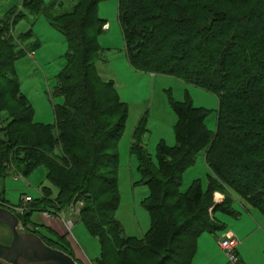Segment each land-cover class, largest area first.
Wrapping results in <instances>:
<instances>
[{
    "label": "trees",
    "instance_id": "obj_1",
    "mask_svg": "<svg viewBox=\"0 0 264 264\" xmlns=\"http://www.w3.org/2000/svg\"><path fill=\"white\" fill-rule=\"evenodd\" d=\"M103 1L79 0L78 10L64 15L78 20L58 27L69 50L66 65L57 76L56 94L63 96L65 103L54 108L55 125L34 121V109L16 83V93L29 112L24 122L31 127L53 130L56 126L72 134L88 129L85 140L66 133L59 136L64 158L50 156L54 163L39 153L40 143L27 151V142H23L28 155L17 159L35 161L24 176L45 165L47 179L57 186L59 195L54 198L49 188H43L42 197L16 206L23 209L18 218L25 227L32 223L35 212L55 211L58 216L70 204L82 202L79 220L101 246L95 264H139L137 257L144 256L148 264H192L201 234L223 230L210 213L216 192L231 190L264 216V0H118V19L131 67L140 73L176 78L219 101L217 131L213 133L206 126L209 112L195 107L188 94L184 102L170 98L177 116L176 144L158 145L157 164L141 143L143 120L136 128L131 153L138 157L142 184L149 191L142 206L149 214L150 228L142 239L126 236L115 216L120 204L117 142L126 128L128 106L114 83L96 69L99 36L107 24L98 17ZM251 4L243 15L232 14L235 8ZM221 5H230L231 10H221ZM68 29L76 31L75 35ZM76 40L78 50L72 46ZM10 58L7 54L0 67L7 68ZM76 58L82 67V81L71 84L77 77ZM83 113L85 119H78ZM203 150L211 171L208 191L204 192L201 180H195L182 192L184 174ZM5 153L2 150L0 154ZM52 164L73 172L76 184L71 189L52 176ZM215 209L231 214V198L227 196ZM41 229L42 235L31 232L40 237L56 235L48 228ZM58 237L56 245L41 238L75 259L67 235Z\"/></svg>",
    "mask_w": 264,
    "mask_h": 264
},
{
    "label": "rangeland",
    "instance_id": "obj_2",
    "mask_svg": "<svg viewBox=\"0 0 264 264\" xmlns=\"http://www.w3.org/2000/svg\"><path fill=\"white\" fill-rule=\"evenodd\" d=\"M78 3L79 0H0V63L4 64L7 54L11 56V64H7V68L0 67V140L2 142L0 153L2 150L6 152L5 156L0 154V166H2L0 167V207L9 210L13 208L17 217H21L23 209L16 206L21 201L22 206L33 203L43 196V188H49L54 198L59 195L57 186L47 179L49 174L45 165L37 167L28 177L24 176L23 172L26 169L32 165L35 166V161L32 163L17 159L18 157L26 159L28 155L24 152L26 147L29 151V148L40 143L38 144L39 153L54 163L50 156L56 160L64 158V145L59 142V136L66 133L72 138L85 140L88 133L86 127L74 134L66 128L58 130L56 126L53 130L31 127L29 123L24 122L29 112L20 95L16 93L17 83L20 85V92L34 109L36 123L55 125L54 108L65 103V98L56 94L57 76L66 65L65 56L69 50L67 39L58 27L75 23L78 20V17H64L66 14H73L77 11ZM251 6L252 4L235 8L232 14L243 15ZM192 8L197 10L195 6ZM218 8L231 10L230 5H221ZM98 17L107 22L110 29L106 31L104 27L99 36L101 50L97 56V73L106 81L114 83L121 100L128 106L126 128L117 142L120 204L115 216L123 226L126 236L142 239L150 228L149 214L142 206L149 191L147 186L142 184L138 157L131 153L136 128L143 120L145 130L141 143L151 155L153 162L157 164L158 145L161 142H165L168 146L176 144L174 126L177 116L171 107L170 98L184 102L188 94L189 100L195 107L209 112L206 126L213 133L217 131L219 101L216 96L186 85L176 78L139 73L132 68L128 61L118 19V0H104L99 5ZM68 31L75 35L76 31L69 29ZM72 46L74 50H78V41L76 40ZM6 62L8 63V60ZM80 69H82L80 60L76 58L74 73L77 77L75 75L71 84L82 81ZM262 111L264 112V105ZM82 116L77 117L85 119L84 113ZM24 141L27 142L26 147H24ZM70 154H73V151H70ZM205 154L203 150L198 155L195 165L184 174L182 192H186L195 180H201L203 189L205 191L208 189L211 171L206 163ZM222 154L223 157L228 156L227 153ZM44 158L41 160L44 161ZM55 164L51 166L52 176L65 184L66 189H71V186L76 184L73 172L55 166ZM228 195L234 210L239 214L249 216L246 210L248 209L252 214H256V220L264 226V216L259 211L249 206L235 192L230 190ZM217 196L221 198L219 194ZM28 197L32 199L29 203L25 201ZM68 197L69 195L61 197V200ZM81 206H83L82 202L78 205L72 203L61 211L59 217L54 214L55 211L35 212L33 219L43 221L45 213H53L54 217L62 222V230L66 231L65 233L76 245L75 251L71 243L67 242L75 260L79 264H95L100 257L101 246L99 240L92 237L80 222L77 210L80 211ZM54 209L58 210V207L55 206ZM216 216L225 226V229L215 233L220 238L222 233L232 229L231 223L237 221L238 218L220 210L217 211ZM70 221L74 223V226L69 227ZM36 227L38 226L32 223L23 226L25 230L44 234ZM49 230L52 231V229ZM208 236L211 234L208 233ZM41 237H44V240L46 238V242L51 245H56L55 242L60 241L58 235ZM133 257L134 255L130 256L131 259ZM144 257L141 259L137 257L139 264H148L146 261L148 259ZM195 263L196 261L193 260L192 264Z\"/></svg>",
    "mask_w": 264,
    "mask_h": 264
},
{
    "label": "crops",
    "instance_id": "obj_3",
    "mask_svg": "<svg viewBox=\"0 0 264 264\" xmlns=\"http://www.w3.org/2000/svg\"><path fill=\"white\" fill-rule=\"evenodd\" d=\"M105 27H106V31L110 29L108 23L106 24ZM207 191L208 189L206 191L204 190V192ZM228 191L230 190H226V192L225 191L216 192L214 194V201H213L214 206L210 209V213L211 214L213 213V216H215L217 220H219L216 216L218 210L216 211L215 208L219 204H222L225 201L226 197L229 196ZM217 194L221 196V199L218 198L217 196V200L218 199L221 200L219 202L216 201L215 199V195ZM246 210L249 213V216L239 214V212L233 209V204H232V213L229 215L238 218V220L232 222L231 223V225L233 226L232 229L228 230L229 232L226 231L225 233H222L221 237L227 234V235H233L239 240L240 245L238 247L237 252L240 257L241 264H264V226L256 220L255 218L256 214H252L248 209ZM33 216L31 218L32 225L38 226L39 230H42L41 228L44 227V228L52 229V231L58 236L67 235V233H65L66 231L62 230L61 228L63 224L59 220V218L54 216L51 217L46 216L44 214L43 221H36L33 219L34 218ZM221 225L222 228L225 229V226H223L222 223ZM214 238L217 242L216 244ZM67 239L76 251V247H75L76 245L68 235H67ZM218 241H219V236H216L215 234H211V236H208V232L202 233L198 239L197 251L193 259L194 262L196 261L197 264H227L228 260L225 253L222 252L219 245L217 246Z\"/></svg>",
    "mask_w": 264,
    "mask_h": 264
},
{
    "label": "water",
    "instance_id": "obj_4",
    "mask_svg": "<svg viewBox=\"0 0 264 264\" xmlns=\"http://www.w3.org/2000/svg\"><path fill=\"white\" fill-rule=\"evenodd\" d=\"M0 261L3 264H79L72 256L48 246L25 230L17 215L0 207Z\"/></svg>",
    "mask_w": 264,
    "mask_h": 264
},
{
    "label": "built area",
    "instance_id": "obj_5",
    "mask_svg": "<svg viewBox=\"0 0 264 264\" xmlns=\"http://www.w3.org/2000/svg\"><path fill=\"white\" fill-rule=\"evenodd\" d=\"M215 199L216 201H221V200H217V195H215ZM26 202L31 201V198H26L25 199ZM79 210H77V214H78ZM46 216H55L54 214H50V213H45ZM59 217V216H58ZM73 223L70 222L69 223V227H72ZM218 245L220 247V249L222 250V252L225 253L228 263L227 264H241L240 261V257L238 255V247L240 245L239 240L233 236V235H223L222 237L219 238L218 241Z\"/></svg>",
    "mask_w": 264,
    "mask_h": 264
},
{
    "label": "bare ground",
    "instance_id": "obj_6",
    "mask_svg": "<svg viewBox=\"0 0 264 264\" xmlns=\"http://www.w3.org/2000/svg\"><path fill=\"white\" fill-rule=\"evenodd\" d=\"M221 199V198H220ZM220 199H218V200H220Z\"/></svg>",
    "mask_w": 264,
    "mask_h": 264
}]
</instances>
